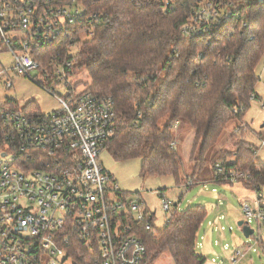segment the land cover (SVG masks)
Segmentation results:
<instances>
[{
    "label": "built area",
    "instance_id": "built-area-1",
    "mask_svg": "<svg viewBox=\"0 0 264 264\" xmlns=\"http://www.w3.org/2000/svg\"><path fill=\"white\" fill-rule=\"evenodd\" d=\"M214 1L211 16L200 13L205 26L199 34L217 17ZM85 15L79 0H0V53L13 60L0 79L10 72L33 81L42 77L57 102L47 113L0 105V264H143L141 233L156 228V212L137 193L121 191L100 162L116 128L112 100L76 81L75 40H69L66 51L55 49L66 33L81 38L89 29L93 35L98 15ZM12 33L18 34L15 39ZM13 85L4 82L7 89ZM214 170L220 183L250 177L222 163ZM159 197L164 212L180 208L165 194ZM241 212L238 227L252 229L245 238L255 244L243 243L242 249L216 240L230 253L229 264H242L243 258L252 264L251 253H264V184L242 200ZM210 226L220 234L226 231L217 220Z\"/></svg>",
    "mask_w": 264,
    "mask_h": 264
},
{
    "label": "trees",
    "instance_id": "trees-1",
    "mask_svg": "<svg viewBox=\"0 0 264 264\" xmlns=\"http://www.w3.org/2000/svg\"><path fill=\"white\" fill-rule=\"evenodd\" d=\"M79 1L85 16L98 15L93 35L89 29L81 38L77 32L66 33L55 49L66 51L69 40H75L76 60L89 75L90 91L112 100L116 128L107 151L115 161L141 159L142 177L171 176L180 185L182 163L172 147L173 128L185 121L195 131L192 158L200 144L197 167L202 168L228 124L239 120L232 133L241 137L235 150L219 151L214 165L249 173L240 181L247 189L264 184V163L257 162L255 147L244 137L247 126H241L257 99L256 70L264 60V0H215L217 17L202 34L198 30L205 26V17L200 13L205 10L209 15L204 16H211L210 0ZM27 108L41 112L35 102ZM167 116L170 123L161 128ZM207 214L204 206H175L163 229L143 230V264H155L165 253L174 264H206L196 242Z\"/></svg>",
    "mask_w": 264,
    "mask_h": 264
},
{
    "label": "rangeland",
    "instance_id": "rangeland-1",
    "mask_svg": "<svg viewBox=\"0 0 264 264\" xmlns=\"http://www.w3.org/2000/svg\"><path fill=\"white\" fill-rule=\"evenodd\" d=\"M18 34L12 33L11 37L15 39ZM79 49L73 50V54L77 55ZM13 64L12 57L9 53H0V71L9 69ZM77 73L76 81L90 83V78L87 71L81 67L79 59L75 62ZM264 70V60H262L256 72ZM35 73L32 74L34 77ZM261 77V76H260ZM12 80L13 88L7 89L4 82ZM36 80V79H35ZM264 78L257 85L258 92L261 93L262 101H253L251 108L246 113L242 120V125H247L245 140L256 149L257 162L264 163V147L261 146L260 135L264 128ZM42 83L41 85H39ZM48 82L44 78L39 77L33 81L26 77L16 76L10 72L7 76L0 79V105H6L8 102L18 108H24L29 102H35L41 109V112L47 113L57 108V102L51 96L44 86H48ZM8 104V105H11ZM170 116L163 118L160 122V127L164 128L169 125ZM180 125L173 128L175 149L181 158V179L182 182L178 185L171 176L164 177H142L140 174L142 160L132 159L126 161H115L109 152L105 150L100 156V162L104 168L110 172L116 179L119 188L123 192L137 193L146 203L152 212H156V220L154 225L156 229L161 230L167 224L171 213L164 212L161 206V198L159 193L165 194L168 198L175 202L181 199L180 208L182 210L189 206H204L209 210L206 227L208 221L217 220L219 224L226 228L223 237L230 246H241L244 249L243 243L255 244L254 240H246L242 230L238 227V222L242 219L240 200L244 197L252 196L253 190L247 189L239 181L237 183L216 182V173L214 170V158L219 151L233 152L236 148V143L241 139L240 135L232 137L233 130L240 124L239 120L231 121L227 129L222 134L217 144L206 154L205 164L202 168L197 167V160L200 153V144L197 148L196 159L192 158V152L195 143V131L185 121H180ZM191 181L193 186L189 188ZM215 191V192H214ZM224 216L225 219H221ZM230 227L233 231H230ZM215 228V226H214ZM213 240H220L218 234ZM264 239V231H263ZM223 242V241H222ZM225 242V241H224ZM256 248V246H254ZM217 254L208 252L207 259L209 262L216 257L223 258L225 252L222 246L214 247ZM250 259V258H249ZM220 260V259H219ZM250 261L252 264H264V253L261 257L257 252L251 253ZM155 264H174L171 256L168 253L163 254Z\"/></svg>",
    "mask_w": 264,
    "mask_h": 264
},
{
    "label": "crops",
    "instance_id": "crops-1",
    "mask_svg": "<svg viewBox=\"0 0 264 264\" xmlns=\"http://www.w3.org/2000/svg\"><path fill=\"white\" fill-rule=\"evenodd\" d=\"M257 76L260 78V81H261L262 78H264V70L262 72H260V74H259V72H257ZM260 94L261 93L258 92V89H256L257 99L255 101H262L263 100V98L261 97ZM262 95L264 97V92H262ZM263 107H264V105H263ZM262 128H264V124L262 125ZM257 136L262 139V137H264V130L262 131V133L260 135H257ZM261 139H260V142H261ZM248 197H250V196H248ZM245 198L246 197H244L243 199H245ZM179 200H180V198H178V201ZM242 200H240V204H241ZM178 204H179V202H178ZM208 212H209V210H208ZM241 214H242V212H241ZM208 215L209 214H207V216ZM207 216H206V218H207ZM222 217H223V220H224L225 217L224 216H222ZM206 218H205V221L207 220ZM205 221L202 223L201 228H200V231L198 233L197 242H196V249H197L198 253H200V254H202L203 256L206 257L207 254H208V252L217 254V252L215 251L214 247H219V246L215 245L216 239L215 240L212 239L215 235L218 234V237L223 242L224 241L226 242V239L223 237V234L224 233H221V234L218 233L216 226H215V228H214V226H210V222H212L213 220L212 221H210V220L208 221V226L207 227H206ZM225 254H226L225 256H222L223 258H220V257L217 256L216 259H212L211 262L207 261L206 264H229L228 263V257L230 256V253L225 252ZM241 262H242V264H248L247 258H243L241 260Z\"/></svg>",
    "mask_w": 264,
    "mask_h": 264
},
{
    "label": "water",
    "instance_id": "water-1",
    "mask_svg": "<svg viewBox=\"0 0 264 264\" xmlns=\"http://www.w3.org/2000/svg\"><path fill=\"white\" fill-rule=\"evenodd\" d=\"M243 222H238V226L240 227V226H242L243 224H242ZM242 232H243V234H244V236L245 237H249L250 235H252L253 234V230L252 229H250V228H248V227H243L242 228Z\"/></svg>",
    "mask_w": 264,
    "mask_h": 264
}]
</instances>
